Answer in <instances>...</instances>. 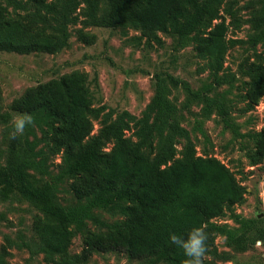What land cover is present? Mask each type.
Here are the masks:
<instances>
[{"label": "trees", "instance_id": "1", "mask_svg": "<svg viewBox=\"0 0 264 264\" xmlns=\"http://www.w3.org/2000/svg\"><path fill=\"white\" fill-rule=\"evenodd\" d=\"M241 1L249 15L246 42L264 45V0H0V51L57 53L68 46V25L81 14L85 27L132 28L157 43L161 32L174 38L176 48L192 43L212 76L211 83L195 90L171 74H156L154 94L142 116L135 120L122 111L112 119V112L104 113L96 134L92 117L101 109L92 107L84 72L29 87L12 101L11 110L32 114L35 125L8 140L4 163L0 156V196L6 200L17 193L40 212L32 228L46 261L88 264L94 253L120 251L142 264H182L183 252L170 243L169 234L186 238L196 227H204L208 234L207 254L223 259L228 256L217 251V236L242 252L264 239L263 218H246L232 210L244 201L245 188L219 159L198 155L189 131L181 125L182 111L198 105L202 118L216 113L235 140L252 144L240 145L250 165L264 161V128L241 133L225 97L211 95L216 86L234 80L221 73L236 42L227 33L230 24L240 22ZM78 38L89 43L93 35L81 30ZM241 76L246 78L244 111H250L264 97L261 53L246 59ZM179 87L186 95L180 107L171 98ZM1 117L8 123L9 114ZM129 130L133 134L127 135ZM180 138L185 144L176 157ZM110 142L111 148L105 150ZM57 155L61 162L53 174L50 164ZM67 182L72 200L62 203L57 194ZM95 210L123 218L106 223ZM226 211L236 226L214 221ZM90 221L105 229L91 232ZM77 234L83 235V247L73 253L69 248ZM6 252L3 247L0 264H9Z\"/></svg>", "mask_w": 264, "mask_h": 264}, {"label": "rangeland", "instance_id": "2", "mask_svg": "<svg viewBox=\"0 0 264 264\" xmlns=\"http://www.w3.org/2000/svg\"><path fill=\"white\" fill-rule=\"evenodd\" d=\"M238 11L240 22L238 26L230 24L227 38L236 41L225 56L224 69L221 74L226 79L234 76V80L216 86L211 95L224 96L230 106V115L239 126L241 133L256 132L264 128V97L250 110L244 111L245 93L244 81L241 76L246 59L254 52L264 57V45H250L246 41L250 26L245 20L248 11L244 1ZM79 13V9L76 12ZM76 23L68 25V46L61 51L49 54L32 52L18 54L0 51V156L4 163L7 151L9 133L14 119L19 116L11 110V103L20 97L24 91L39 83L59 78L73 71L84 72L92 97V107L101 109L97 117H92L96 134L102 125V115L112 112V119L122 111H128L135 120L150 102L155 87V75L171 74L189 83L192 89L211 83L212 76L207 61L196 56L194 44L176 48L172 36L158 33L161 42L147 40L141 33L132 28H107L104 26H87L82 24L81 14ZM231 19L227 18L226 23ZM83 31L93 35L89 43L78 38V32ZM228 81V80H227ZM171 98L178 107L185 101L186 95L182 88L172 90ZM184 119L181 125L189 131L190 139L196 153L202 156H214L223 162L235 175L237 181L245 188V198L241 204L233 206L232 210L246 218H263L264 226V161L250 165L245 157L246 150L240 148L243 143L250 147L246 139L241 143L233 138L230 129L226 128L220 116L212 113L209 117L200 116V106L192 104L190 112L182 111ZM9 114L5 123L1 117ZM133 123L131 122V125ZM198 125L200 128H198ZM134 130V129H133ZM133 130L126 132L133 134ZM37 137L41 133L36 130ZM32 138V137H30ZM185 139L180 138L176 144V157H180ZM108 143L105 150H109ZM61 159L59 155L52 159L50 171L55 174ZM68 182L63 184L57 194L62 203L71 201ZM94 213L104 222L113 223L123 217L119 213L106 210H95ZM40 212L17 193L8 199L0 196V251L6 247L5 259L9 264H51L46 261L41 251V245L33 231L32 225ZM215 222L236 226L230 218L229 211L215 218ZM91 232H99L105 228L92 223L87 224ZM219 253H226L228 258L212 257L206 254L204 264H264V239L250 246L246 251H236L226 244L223 236H217L214 243ZM83 247V235L77 234L69 250L79 252ZM88 264H142L138 259H130L124 252L108 251L94 253Z\"/></svg>", "mask_w": 264, "mask_h": 264}, {"label": "clouds", "instance_id": "3", "mask_svg": "<svg viewBox=\"0 0 264 264\" xmlns=\"http://www.w3.org/2000/svg\"><path fill=\"white\" fill-rule=\"evenodd\" d=\"M35 125V118L32 114L17 116L12 123V130L9 139L16 140L25 135L26 129ZM208 234L204 227L193 228L186 238L175 233L169 234V241L172 245L181 249L185 259L182 264H204L207 254Z\"/></svg>", "mask_w": 264, "mask_h": 264}]
</instances>
